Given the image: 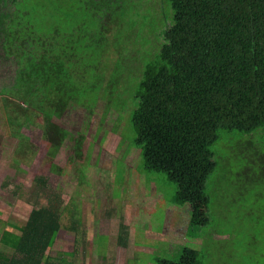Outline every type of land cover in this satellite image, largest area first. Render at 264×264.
Instances as JSON below:
<instances>
[{"label": "trees", "instance_id": "1", "mask_svg": "<svg viewBox=\"0 0 264 264\" xmlns=\"http://www.w3.org/2000/svg\"><path fill=\"white\" fill-rule=\"evenodd\" d=\"M11 1L10 16L0 14V50L15 61L16 75L0 90V125L18 141L17 151L27 149L22 129L41 117L48 165L60 170L55 160L68 132L58 118L72 104L93 109L102 93L115 90L124 67L120 58L104 86L110 47L123 51L135 34L145 45L147 35L160 31L163 41L144 61L134 87L131 140L147 171L176 184L174 203L190 210L189 233L208 226L206 184L227 152L220 143L232 136L243 147L239 160L248 147L245 137L260 133L264 140V0H162L160 13L143 0H44L42 10L32 0ZM81 146L75 141L74 158L81 157ZM33 181L38 192L47 185L41 174ZM61 205L49 196L45 206L32 209L23 229L13 233L12 256L0 264H54L48 250L62 228ZM151 261L201 264L199 250L188 246L176 260Z\"/></svg>", "mask_w": 264, "mask_h": 264}, {"label": "rangeland", "instance_id": "2", "mask_svg": "<svg viewBox=\"0 0 264 264\" xmlns=\"http://www.w3.org/2000/svg\"><path fill=\"white\" fill-rule=\"evenodd\" d=\"M30 2L41 10L46 4ZM161 2L142 3L160 13ZM13 10V1L0 0V14L10 16ZM135 36L121 52L110 47L103 60L106 86L122 59L115 90L102 93L93 109L72 104L58 118L68 132L55 160L61 171L48 165L49 141L41 117L22 129L28 138L25 153L17 151L18 141L0 125V258L12 256L13 233L23 229L31 210L57 196L62 228L48 250L54 264H154L152 257L176 260L187 246L199 250L201 264H264V140L257 138L260 133L245 137L248 147L239 160L243 147L232 136L217 143L227 152L206 184L212 198L210 224L189 233L190 210L174 203L176 184L164 173L147 171L131 140L134 87L144 61L163 41L160 31L147 35L145 45ZM15 71V61L0 50V90L14 81ZM79 140L82 155L74 158ZM238 165L240 174L235 173ZM38 174L47 177L39 192L33 181Z\"/></svg>", "mask_w": 264, "mask_h": 264}]
</instances>
